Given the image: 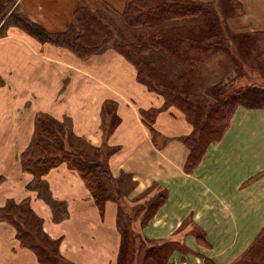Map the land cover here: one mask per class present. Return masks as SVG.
Masks as SVG:
<instances>
[{
    "label": "crops",
    "instance_id": "crops-1",
    "mask_svg": "<svg viewBox=\"0 0 264 264\" xmlns=\"http://www.w3.org/2000/svg\"><path fill=\"white\" fill-rule=\"evenodd\" d=\"M78 1L91 10L102 1L116 10L125 3L19 0L17 11L57 33L71 22ZM87 60L103 66L90 74L78 63ZM65 73L75 77L69 85ZM9 75L13 85L0 86V126L23 127L24 135L21 129L8 134L7 145L24 143L15 155L0 156V208L28 199L68 262L117 264L120 213L130 217L133 231L146 242L165 245L166 264H234L264 228V108L236 107L220 139L188 168L190 151L183 138L192 126L178 108L166 106L163 97L139 83L134 66L111 48L78 58L11 26L0 34V76L8 81ZM39 114L68 120L77 137L114 149L108 166L118 181V200L107 201L101 211L78 173L62 163L42 177L51 198L66 207L64 217L54 220L50 206L31 187L33 175L20 166ZM0 264H39L4 221Z\"/></svg>",
    "mask_w": 264,
    "mask_h": 264
},
{
    "label": "trees",
    "instance_id": "trees-1",
    "mask_svg": "<svg viewBox=\"0 0 264 264\" xmlns=\"http://www.w3.org/2000/svg\"><path fill=\"white\" fill-rule=\"evenodd\" d=\"M240 10L236 0L208 3L193 0H125L121 11L105 1L96 10L81 2L73 13V21L64 31L57 33L48 32L18 12L12 17L36 40L61 46L78 58H88L109 47L132 64L137 81L163 97L166 106L178 108L192 126L191 134L183 138L190 151L187 166L192 168L208 144L220 139L236 107H244L245 100L252 99L259 106H264L263 92L249 93L251 86L244 89L232 87V81L238 77L236 69L237 77L232 76L229 85L219 81L201 88V83L205 81L201 67L222 49L221 41L230 36L226 19L238 15ZM220 16L224 29L220 25ZM246 38L250 40H243L245 48L264 50V34L257 33ZM253 40L258 45H254ZM160 52L171 59L150 56ZM237 93L243 97L240 103L236 101ZM208 101L215 104L208 105ZM113 152L114 149L108 145L94 147L77 137L70 121L39 114L30 144L21 154L20 166L33 175L34 184L31 187L50 206L57 221L64 217L66 207L51 198L42 177L51 168L66 164L78 173L102 211L107 201L119 199L118 181L112 177L108 166V158ZM2 181L3 176L0 175V183ZM0 221L14 228L20 245L32 251L39 264H72L61 256L58 241L45 233L42 220L31 209L28 199L20 203L8 202L0 208ZM131 222L129 216L118 215L122 242L117 264H134L139 258H142V264H166L168 254L165 245L146 242L133 231ZM206 264H209L208 261ZM234 264H264V228Z\"/></svg>",
    "mask_w": 264,
    "mask_h": 264
},
{
    "label": "rangeland",
    "instance_id": "rangeland-1",
    "mask_svg": "<svg viewBox=\"0 0 264 264\" xmlns=\"http://www.w3.org/2000/svg\"><path fill=\"white\" fill-rule=\"evenodd\" d=\"M204 1L208 3V2H213L214 0H210V1L204 0ZM236 1L239 2L241 10L239 11L238 15L229 17L226 19V23L228 26V33L230 36L224 39V41L223 40L221 41L220 44L223 45L222 49H219V51L214 53L213 56L209 57L206 64L201 67V73L205 79V81L201 83L202 84L201 88L210 87L219 81H222L223 84L227 86L232 81L231 80L232 76L237 77V74H238V77L236 78V80L234 82L232 81V87H236L235 89H244L246 87L251 86L248 88V89H251L249 93L251 92H255V93L263 92L264 93V50H261V51L255 50V49H252V47L247 49L245 48L246 43L245 41H243L245 39H249L246 37H251L257 33L264 34V0H248L249 4H246L244 0H236ZM80 3L81 2L78 1L77 6H79ZM18 6H19V0H0V34L3 33L5 29H8L9 27L13 26L15 29H19V31L22 34H26L29 37H32L28 34L26 30L24 31L23 29H21L18 26L16 18L14 19L17 12L19 13L20 16L27 18L26 16L22 14V12L17 11ZM86 6L88 7L87 4ZM123 6L124 5H121V7L117 11H121L123 9ZM12 15H14V17H12ZM73 18H74V15H72L71 22L73 21ZM219 20H220V25H222L223 26L222 28L224 29L225 25H224V22L222 21L223 20L222 16H220ZM230 33H233L232 35H234L236 38L233 37ZM38 42L40 41L38 40ZM40 43H45V42H40ZM253 43L255 45L256 42L253 40ZM256 44L258 45V43ZM150 56L170 58L166 53H162V52L158 54H150ZM89 62L90 61L87 60L86 63H81V62H78V63L84 64V68L87 69L90 72V74L95 70V68L103 66V64L99 61L96 63V65H94L93 63H89ZM235 69L238 70L237 74H236ZM40 70L43 71L42 68H40ZM46 70L53 72L54 67L51 65H48ZM65 75L66 76H64V79H65V82H67V85L71 83L72 79L75 80V77H72V75H68L67 73H65ZM169 76L172 77L171 75ZM0 79H1V83H0L1 86L2 85H13L14 79L12 75L8 76V79H9L8 81H5L1 76H0ZM89 84H90V81L87 80V85ZM68 87H71V86H68ZM201 88L199 87L200 90ZM20 97L23 98L25 96H20ZM242 98L243 97H241V94L240 96L238 93L236 94V101L238 103L243 101ZM254 100L255 99L245 100L247 103H246V106L244 107L250 108V109L264 108V106H259L256 100L255 101ZM29 103L30 102L27 101L24 104L26 106L25 112L28 111ZM211 104H215V102L208 101V105H211ZM11 106L12 104H10V107ZM216 106L219 107L218 104H216ZM19 128L22 130V132L20 129L14 130L12 126H9V127L0 126V156L2 158L15 155L18 151V147L21 144L23 145L24 142H21V143L18 142L15 148L7 145L10 143V141H7V138L9 137L8 134L15 133V132L16 133L21 132V134L24 135L23 127H19ZM147 245H150V244H147ZM136 247L137 246H135L134 248L136 249ZM134 264H142V258H139L138 261L134 262Z\"/></svg>",
    "mask_w": 264,
    "mask_h": 264
}]
</instances>
